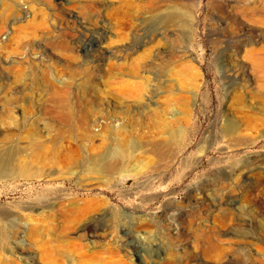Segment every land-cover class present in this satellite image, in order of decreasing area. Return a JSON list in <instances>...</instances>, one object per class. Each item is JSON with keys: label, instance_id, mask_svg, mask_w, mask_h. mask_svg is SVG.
Here are the masks:
<instances>
[{"label": "rangeland", "instance_id": "obj_1", "mask_svg": "<svg viewBox=\"0 0 264 264\" xmlns=\"http://www.w3.org/2000/svg\"><path fill=\"white\" fill-rule=\"evenodd\" d=\"M262 64L264 0H0V264H264Z\"/></svg>", "mask_w": 264, "mask_h": 264}, {"label": "bare ground", "instance_id": "obj_2", "mask_svg": "<svg viewBox=\"0 0 264 264\" xmlns=\"http://www.w3.org/2000/svg\"><path fill=\"white\" fill-rule=\"evenodd\" d=\"M170 16H171V15H170ZM171 18H172V17H171ZM81 28H82V27H81ZM79 30H80V29H79ZM259 67H260V66H259ZM259 67H258V68H259ZM261 67H263V64H262ZM263 68H264V67H263ZM260 70L262 71V69H259V71H260ZM263 72H264V71H263ZM261 73H262V72H261ZM227 130H228V131L230 130V126L227 127ZM111 170H112V168L109 167V166L105 169L106 172H110ZM1 172H2V171H1ZM253 247H254V246H253ZM254 248H255V247H254ZM248 249H249V248H248ZM260 249H263V248L261 247ZM255 250H257V249H255ZM258 251H259V250H258ZM249 252H250V251H249ZM258 253H261V251L258 252ZM261 254H262V253H261ZM262 255H263V254H262ZM254 262H255V261H254ZM249 263H250V262H249Z\"/></svg>", "mask_w": 264, "mask_h": 264}]
</instances>
